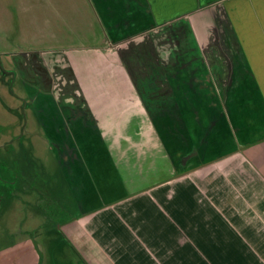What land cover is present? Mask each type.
Instances as JSON below:
<instances>
[{"label":"crops","instance_id":"obj_1","mask_svg":"<svg viewBox=\"0 0 264 264\" xmlns=\"http://www.w3.org/2000/svg\"><path fill=\"white\" fill-rule=\"evenodd\" d=\"M226 2L190 0L185 5L189 11L200 7L191 19L202 52L214 42L208 40V24H202L199 14L221 13L215 16H222L235 37L226 43L222 27L217 36L223 48L217 54L230 68L237 56L243 62L239 66L244 78L254 79L252 86H238L236 102L222 101L221 121L233 148L220 150L219 158L207 141L202 144L207 131L200 137L202 129L197 135L196 124L188 133L184 129L180 133L177 121L178 132L150 133L142 131V125L147 126L141 121L138 132L134 125L132 136L121 139L134 138L129 142H135V155L127 163L118 150L120 141L114 137L109 144L102 128L113 133L122 120L131 122L130 112L148 114L151 108L144 109L145 92L141 86H132L122 69L112 68L106 53L64 55L70 94L81 102L62 106L67 112L45 123V137L63 150L60 158L56 156V169L65 194L59 199L51 195L60 222L56 236L47 239L51 243L45 245L44 264H264V2L241 0L238 13H231ZM149 3L152 12L162 17L181 12L176 0L173 5L165 0ZM87 56L92 60L85 77L82 69ZM158 92L152 90L156 106L166 101L157 99ZM107 93L110 100L105 101ZM138 104L142 109L134 111ZM104 109L113 111L112 120L102 118ZM116 116L120 120H113ZM87 118L94 123L91 130ZM96 126L100 134L94 133ZM71 129L79 133L78 140L71 136ZM155 152L160 156L150 163L148 155ZM132 160L135 163L130 165ZM137 162L145 165L146 172L137 170L135 175H156L146 186L126 180L125 169L136 170ZM36 262H42L38 254Z\"/></svg>","mask_w":264,"mask_h":264},{"label":"rangeland","instance_id":"obj_2","mask_svg":"<svg viewBox=\"0 0 264 264\" xmlns=\"http://www.w3.org/2000/svg\"><path fill=\"white\" fill-rule=\"evenodd\" d=\"M150 1L0 0V264H37V254L44 264L45 245L47 241L51 243L47 239L56 236L55 229L59 228L60 212L57 206H51V198H63L65 194L56 169V156L60 158L63 150L43 132L46 121L57 119L66 111L62 106L81 102L70 94L68 70L62 61L67 53H106L112 68L122 69L132 86H141L145 92L148 99L144 109L151 108L148 114L136 116L130 112L131 122L122 120L113 133H108L105 126L102 128L109 135V144L114 142V137L120 141L118 150L127 163L135 155V142H129L133 137L128 142L121 139L132 136V127L137 128L141 121L147 126L142 125V131L150 133L178 132L176 121L181 126L180 133L183 129L188 133L196 124L197 135L202 129L200 137L207 131V140L202 144L207 141L218 158L220 150L233 148L225 123L221 121L222 101L236 102L238 86L245 87L246 83L252 86L254 80L244 78L239 66L243 62L237 56L234 55L230 68L226 67L222 55L217 54L223 48L218 32L223 27L226 42L235 37L234 31L227 28L222 16H215L221 13L202 11L200 21L205 27L208 24L205 34L210 43L214 42L202 52L195 22L191 19L199 6L189 11L185 5L190 0H176L181 12L165 14L163 19L162 14L152 12ZM165 1L169 5L174 2ZM239 1L227 0L231 13L241 9ZM87 57L89 60L82 69L84 76L92 60L91 56ZM221 88H226L223 93ZM153 89L159 90L157 99H166L160 100L159 106L154 103ZM107 94L105 101L110 100ZM148 102L151 104L146 106ZM139 106L134 111H140ZM113 116V111L104 109V120H112ZM120 118L116 116L113 120ZM89 119L91 130L94 123ZM95 130V134H100L97 126ZM70 133L78 140V132L71 129ZM50 146L55 148L53 153ZM168 154L171 159L172 151L168 150ZM156 156L160 155L156 152L148 155L149 162H155ZM133 163L134 160L130 165ZM135 167L136 170L125 169L127 182L146 186L156 177L154 174L148 178L142 172L137 176L133 172H146V168L139 162Z\"/></svg>","mask_w":264,"mask_h":264},{"label":"trees","instance_id":"obj_3","mask_svg":"<svg viewBox=\"0 0 264 264\" xmlns=\"http://www.w3.org/2000/svg\"><path fill=\"white\" fill-rule=\"evenodd\" d=\"M116 70H120V68L115 67Z\"/></svg>","mask_w":264,"mask_h":264}]
</instances>
